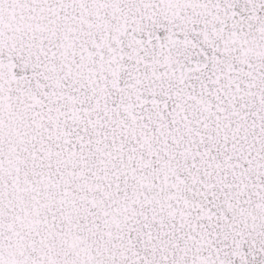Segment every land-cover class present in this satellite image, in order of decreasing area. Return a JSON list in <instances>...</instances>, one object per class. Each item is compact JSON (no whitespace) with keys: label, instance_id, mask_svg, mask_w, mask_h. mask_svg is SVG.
<instances>
[{"label":"snow or ice","instance_id":"1","mask_svg":"<svg viewBox=\"0 0 264 264\" xmlns=\"http://www.w3.org/2000/svg\"><path fill=\"white\" fill-rule=\"evenodd\" d=\"M0 264H264V0H0Z\"/></svg>","mask_w":264,"mask_h":264}]
</instances>
